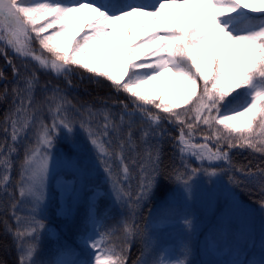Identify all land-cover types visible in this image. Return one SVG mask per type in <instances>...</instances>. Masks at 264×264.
<instances>
[{"label":"snow or ice","instance_id":"1","mask_svg":"<svg viewBox=\"0 0 264 264\" xmlns=\"http://www.w3.org/2000/svg\"><path fill=\"white\" fill-rule=\"evenodd\" d=\"M8 50L37 67L22 71ZM0 55L13 77L0 93V99L12 96L0 127V212L12 219L5 227L17 264H194L190 237L196 224L176 207V194L185 202L194 199L205 179L215 185L227 171L239 173V181L229 177L236 187L245 181L259 186L253 203L264 213V164L232 160L233 150L264 158V0H0ZM38 71L64 78L66 87L75 73H88L131 103H74L60 85L41 86ZM166 74L167 87L145 88ZM0 81H7L3 70ZM117 106L119 112L113 111ZM165 122L178 129L173 139L180 168L163 166ZM80 133L83 143L77 142ZM64 141L71 147L61 155ZM93 167L109 190L89 187ZM53 180L65 214L71 206L85 207V231L82 251L65 242L43 260ZM163 182L175 185L172 199L166 195L157 212L149 208L144 217ZM105 197L125 210L114 224L100 211ZM234 214L242 217L240 226L230 231L222 220L205 243L209 253L227 257L212 264H264V225L254 254L251 214L226 186L223 216ZM176 223L184 235L169 248L158 233ZM137 238L143 246L132 260Z\"/></svg>","mask_w":264,"mask_h":264},{"label":"rangeland","instance_id":"2","mask_svg":"<svg viewBox=\"0 0 264 264\" xmlns=\"http://www.w3.org/2000/svg\"><path fill=\"white\" fill-rule=\"evenodd\" d=\"M150 2H153V0H150ZM83 23V20L77 21L76 24H74L72 32L75 33L77 29L79 28L80 24ZM125 23H129V21H125ZM8 56L15 62L17 66L21 68L23 71L25 67L29 71H32L35 69V64L33 61H31L32 69L28 67L29 60H23L20 57H16L11 50H8ZM7 70H10V68L7 66ZM38 75V74H37ZM75 79L72 81V90L77 91L80 95L84 96V90L86 92V88L77 83H82L85 81H88L91 86H96L98 81H94L88 74L86 76H81L80 74H76L73 76ZM72 78V77H71ZM40 79V78H39ZM171 79L170 74H166L164 77H161L157 81L151 82L149 85H146V89H159V88H165L167 87L169 80ZM44 83L41 84L43 86L45 83H47L45 80ZM2 83V81H1ZM49 86H54L50 83H48ZM57 85V84H55ZM79 85V86H77ZM4 87V85H2ZM75 86V87H74ZM2 87V88H3ZM78 88V89H77ZM4 89L0 91V93L3 92ZM66 90V89H65ZM79 90V91H78ZM67 92V91H66ZM75 93V92H74ZM175 96H179L178 93L171 92ZM37 98L39 99L43 94L38 89L37 90ZM68 95V93H67ZM69 96V95H68ZM86 97V96H85ZM69 98H71L69 96ZM72 99V98H71ZM3 99H0V103ZM73 100V99H72ZM74 102V101H73ZM12 103V102H11ZM89 103L95 104L97 107L100 106V99L97 97H94L92 100H90ZM1 105V104H0ZM11 107V104H10ZM2 107L0 106V109ZM3 112V111H2ZM31 137V134H30ZM83 133H80V136L77 138V142L83 143ZM203 142V141H200ZM71 147V144L67 141L61 142L59 146L58 154H64L67 153L69 148ZM232 154H235L232 152ZM23 156V148H20V157ZM80 158L87 162L88 156L86 153H81ZM194 165H196V161L194 160ZM223 165H221L222 167ZM182 167L181 162L178 164V168ZM18 172V168L14 169L12 172L13 177H16ZM60 175H65L63 171H61ZM102 184H106L105 182V176L102 174V172H98L95 167L91 170V175L89 178V187L92 186H101ZM109 190V185L106 184ZM228 186L231 189H233L229 182H226L224 178L216 183L215 185H211L208 183L207 179H205L199 186V189L196 193V196L194 199L188 200L187 202L184 201L182 197L179 196V193L176 194V207L179 209V211L183 213H187L191 216V218L194 220L196 224L195 231L191 234V242L193 247V252L191 259L193 260L194 264H212L213 261L216 260H222L226 259V255L224 253L220 254H212L206 251L205 249V243L207 240H209L217 231V229L220 227L221 222H223L227 225V227L230 229V231H235L240 224L242 223V217L239 215H230L228 217L223 216V210L225 208V187ZM135 187V186H133ZM257 187H259L257 185ZM57 191L56 189V181L53 180L50 187V196L54 191ZM175 190V186L173 187V190ZM233 192V191H232ZM58 193V191H57ZM59 195V193H58ZM169 199H172V194L168 196ZM237 203L242 207L247 209L250 212V218L248 219L247 223L251 226L253 239L256 242L257 248L253 250L254 254H258L259 244L261 240V230L262 225H264V213H262L259 209V207L252 206L245 204L241 202L239 199H237L234 196ZM110 202L112 205H115L119 207V209L123 210L121 205L115 204L111 197H109ZM61 201V200H60ZM162 203V202H161ZM156 205V211L160 207V204ZM24 209L27 208V205L23 206ZM76 206H71L70 212L65 214L64 211L59 210L60 217L62 219V222L59 224V229H53L46 233V235L50 234L51 236L55 237V243L56 247L58 244H63L65 242L73 243L74 246L77 247V251H82V248L80 247V239H73L70 236L66 235L64 232L68 228V222L70 221L71 217L74 214ZM154 213V214H155ZM44 234V236H46ZM159 235V242L161 244H166L169 246V248H172L176 245L179 238L184 235V230L182 227L176 223L172 227H167L160 231L158 233ZM15 244V243H14ZM16 247V244H15ZM17 250V247H16Z\"/></svg>","mask_w":264,"mask_h":264},{"label":"trees","instance_id":"3","mask_svg":"<svg viewBox=\"0 0 264 264\" xmlns=\"http://www.w3.org/2000/svg\"><path fill=\"white\" fill-rule=\"evenodd\" d=\"M185 27H187V25ZM34 47H36L37 50H39L38 44H35ZM5 64L6 63L2 55H0V70H2ZM36 67L37 66L35 65V68ZM4 72L7 75L6 83H9L13 79L12 71L6 69L4 70ZM37 74L40 78L41 84H43L44 83L43 81L45 80L46 82H50L54 85L58 84L60 85V87L65 88L68 95L73 99L74 103L79 104V103H84V102H90V100H92L94 97L99 98L100 101L101 99H107L109 104H111L112 101L114 100H123V101L129 102V104L131 103L130 100H128V97L124 93H119V94L116 93L111 88L110 83L104 79L98 80L96 86H91V84H89L88 81H85V82L82 81V83H77V84L83 85L86 88V92L84 90V96H82L77 91H73L71 87H66V82L64 78L57 79L53 74L47 73L44 71H38ZM76 74H80L83 77V76H86L88 73L77 72L74 75ZM73 76H71L72 77L70 78L71 80L75 79ZM2 85H5V83ZM2 85H0V91L4 89ZM9 86L11 85L9 84ZM160 89H155V90H160ZM169 95H171L173 98H177V99L180 98L179 96H174L172 94H169ZM11 102H12V96L9 94L7 99H3L0 103L1 104L0 106L2 107L0 109V127H2V121L10 109ZM190 106L191 105H187L185 107H190ZM119 110L120 109L118 106L113 109V111H116V112H119ZM164 128L166 129V135L163 138H161V141H160L161 150H162L163 166L166 169L172 166H175L178 168V164L180 162V156H179V153L174 148V139H173L174 137L178 135V129L175 125H170L167 122H165ZM3 139H4V133L0 131V141H2ZM233 152L235 154H232V160L235 165H242V164L247 165L249 162H251L253 166L257 164H264V158L252 152L240 151V150H233ZM191 163L194 165L195 163L194 160H192ZM222 167L227 169L228 166L223 165ZM230 176L233 178L234 181H239L241 179L239 173H235L233 171H227V173L223 175V178L226 182H229ZM132 183H133V186H135V181H133ZM230 185L233 188L232 191L236 198H239L243 202L257 205L256 203H253V202L260 199L259 190L249 186V184L246 181L244 182V184H241L239 187H236L234 184H230ZM174 186L175 185L172 183L163 182L161 185L160 193L158 194L157 197H154L151 204L146 205L143 208L142 215L144 217H148L149 208H151V211H152L154 206L160 200H162L168 193H170ZM99 187L103 191L108 190V187L106 184H102ZM52 194L53 196L50 199V203L48 206V212H47L48 224L51 227L53 226L58 227L60 223L59 222L60 218L58 216V211L60 208V200L57 196L56 191H54ZM100 211L102 215L107 218L106 220L107 224H114L115 220L118 219L121 216V213L125 210L124 209L121 210L118 207L113 206L110 200L108 199V197H105L104 201L100 204ZM84 213H85L84 206L79 207V209H77L76 207L75 212L68 223L67 233L74 238H79L81 235L84 234V231H85ZM5 221H7V223L9 224L12 223V219L10 216H5L2 212H0V264H17L18 255L12 244L11 238L7 233V229L5 227ZM51 239L52 238L50 234L42 237L41 259L43 260H48L54 255V253L49 251ZM142 246H143V243L139 238H137L133 242L132 249H131V259L132 260L136 259Z\"/></svg>","mask_w":264,"mask_h":264}]
</instances>
